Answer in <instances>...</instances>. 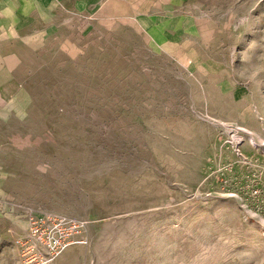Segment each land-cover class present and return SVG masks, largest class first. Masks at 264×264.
I'll return each mask as SVG.
<instances>
[{
	"label": "rangeland",
	"instance_id": "1",
	"mask_svg": "<svg viewBox=\"0 0 264 264\" xmlns=\"http://www.w3.org/2000/svg\"><path fill=\"white\" fill-rule=\"evenodd\" d=\"M167 1L166 49L83 17L41 43L0 118V264L48 215L82 225L50 264H264V0Z\"/></svg>",
	"mask_w": 264,
	"mask_h": 264
},
{
	"label": "crops",
	"instance_id": "2",
	"mask_svg": "<svg viewBox=\"0 0 264 264\" xmlns=\"http://www.w3.org/2000/svg\"><path fill=\"white\" fill-rule=\"evenodd\" d=\"M76 17L138 25L165 49L177 44L190 24L183 14H168L167 0H0V118L23 101L25 71L38 65L41 43ZM245 112L251 115V107ZM253 128L264 139V120Z\"/></svg>",
	"mask_w": 264,
	"mask_h": 264
},
{
	"label": "built area",
	"instance_id": "3",
	"mask_svg": "<svg viewBox=\"0 0 264 264\" xmlns=\"http://www.w3.org/2000/svg\"><path fill=\"white\" fill-rule=\"evenodd\" d=\"M82 225L73 219L31 216L26 235L16 240L24 264H50L77 239Z\"/></svg>",
	"mask_w": 264,
	"mask_h": 264
},
{
	"label": "bare ground",
	"instance_id": "4",
	"mask_svg": "<svg viewBox=\"0 0 264 264\" xmlns=\"http://www.w3.org/2000/svg\"><path fill=\"white\" fill-rule=\"evenodd\" d=\"M234 139L235 140H242V137H240L238 134H235L234 135ZM249 140H250V143L251 144H256L257 142L255 141V139L253 138V136L252 137H249Z\"/></svg>",
	"mask_w": 264,
	"mask_h": 264
}]
</instances>
